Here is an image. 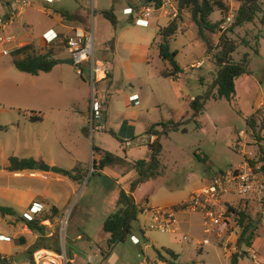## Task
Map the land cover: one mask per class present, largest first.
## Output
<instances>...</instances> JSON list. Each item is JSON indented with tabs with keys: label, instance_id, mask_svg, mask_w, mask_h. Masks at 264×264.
<instances>
[{
	"label": "rangeland",
	"instance_id": "rangeland-1",
	"mask_svg": "<svg viewBox=\"0 0 264 264\" xmlns=\"http://www.w3.org/2000/svg\"><path fill=\"white\" fill-rule=\"evenodd\" d=\"M212 1L218 3V6L211 22L220 25L215 31H204L207 40L200 36L199 27L193 21L191 12L186 9L181 13L185 25L176 37L171 39V49L178 51L177 61L181 67L189 68L182 72L180 80L176 79L175 83L157 74V68L161 67V59H156L151 65L148 64L158 50L157 46L151 47L158 28L168 25L170 21L171 17H165L169 8L158 9L150 13V19L143 21L138 20L140 17H137V12L132 14L133 17L127 12L129 5L142 7L139 0H59L54 3L31 0L33 6L25 11L24 18L16 19L18 26L11 25L9 30L0 28V38L12 34L20 40L30 34L40 39L51 27L59 28V24L53 19L66 22L63 19V12H68L74 20V25L83 27L93 37L94 60L97 62L99 59L114 60L116 63L114 84L107 77L93 79L91 58L82 65L84 75L78 76L90 85V94L89 107L81 112H75L73 105L65 108L69 97L76 101V107L79 106V98L74 91L80 90L81 81L75 79V72L72 69L69 70L71 75L69 79L75 80L71 83L68 80L62 83L55 76L50 80L42 77L32 81L28 78L25 89H33L34 95L31 98L25 97L24 106L16 104L17 91H20L17 87V74L28 75L27 73L13 67L7 72L5 82L0 84V107H6L18 115L31 109L42 112L41 122L32 124L25 120V124L20 128H11V120L7 122L6 119H0V128L5 131L1 137L4 143L21 137L28 142L27 148L33 149L34 146L37 149L41 148L42 151L45 150L47 156L62 160L63 163L60 164L67 167L71 163L68 144L74 143L81 153H84L85 141L89 142V149L86 151L89 160L78 164V173L83 174L85 171L84 175L87 177L81 180L67 206L68 210L62 205L64 207L62 215L53 210L43 211L39 215L51 216L48 218L51 226L48 225L47 228L56 232L54 235L58 238L59 248L61 246L59 234L61 227L64 228L62 234L65 247L75 254L78 264H141L144 259L154 264L160 260L157 249L164 248L177 251L179 257L175 264H231L234 254L240 255L238 264H264V198L259 202L255 198L241 199L236 194V198L240 200L234 203L233 208L245 212L254 221L252 229L255 232V239L251 247L246 243H239L243 225L240 224L237 213L231 218V226L224 237L215 239L211 236L210 243L199 246L196 239L207 237L203 232L201 215L193 214L191 229L187 227L184 230L183 235L190 238L188 240L183 236L180 239L171 233L150 228L151 213L140 212L126 241L117 244L110 254L104 256L108 249L107 234L103 230L104 221L120 208L121 191H128L130 194L132 182L138 177L131 160H150L152 153L148 144L135 143L127 150L130 161L125 160L124 163L111 165L114 170H124L123 174L121 171L116 173L110 169L92 175L95 160L98 159L91 158V146L102 142L104 146L115 151L114 147L117 145V141L110 137L109 132L104 134V139L98 138L95 128L98 114L108 112L112 122H118L124 111L131 107L127 103L128 95L142 88L143 91L140 93L142 104L134 107L140 113L137 131L139 137H142L147 134L149 122L154 123L161 119L178 121L183 112L191 106L188 98L206 96L205 108L198 117L203 125L201 128H197L194 120L187 121L189 116H185L183 120L178 121L183 123L179 130H170L167 135L160 134L159 140L163 146L160 172L137 186L133 196L138 207L146 205L147 208L154 209L179 205L197 189L193 182L204 175L208 167L225 170L244 159V153L236 149L239 132L243 130L250 133L246 124L247 118L257 114L258 108L264 109V0H256L257 11L254 19L252 21L243 19L241 24H236L237 16L239 9L247 0ZM219 3L223 6H219ZM112 6L116 8L119 16L116 30L102 13ZM3 8L0 4L1 15L5 13ZM231 10L236 12V17L231 25H226V29H223L222 24ZM19 22L23 23L20 27ZM222 35L236 46L231 56L234 61H240L246 53L249 54L250 72L237 80V95L233 100L226 98L215 100L212 96L207 99L210 93L217 92L215 80L220 69L217 55L222 56L224 44L220 39ZM114 36L120 41L118 57H115V54L109 55L106 46L107 41ZM64 45L65 42L54 46L52 49L54 55L61 53ZM1 49L0 43V51ZM9 58H15L11 50L10 54L4 57ZM125 59L131 60V66ZM2 61L0 58V62ZM194 61H202V64L192 68ZM78 68L76 66V71ZM54 109L58 110L59 114L55 115ZM84 120L88 122L86 125H82ZM112 128L116 129L115 126ZM183 129L187 131L184 132ZM162 130L160 127V131ZM256 141L253 143L254 153L247 155L246 160L258 157V144H264V140L257 138ZM205 156L207 163L200 160V157ZM24 185L26 187L27 184ZM59 187L61 192L67 195V186L61 184ZM16 222H19L18 218L17 221L11 219L9 227L15 229L12 235L15 239L23 238L26 241L23 247L25 249L14 252L9 258L13 261L12 264H31L30 251L35 244L31 241L35 240L38 233L28 234V241L22 230L17 228ZM21 226L26 229L24 225Z\"/></svg>",
	"mask_w": 264,
	"mask_h": 264
},
{
	"label": "crops",
	"instance_id": "crops-1",
	"mask_svg": "<svg viewBox=\"0 0 264 264\" xmlns=\"http://www.w3.org/2000/svg\"><path fill=\"white\" fill-rule=\"evenodd\" d=\"M57 1H59V0H57ZM139 1L142 3L141 0H139ZM169 1L175 7L178 8V17L177 18H179V20H180L179 29H178V32H179V31H181L182 27L185 25V21L182 20V18L180 17L181 13L179 10V0H176V1L175 0H169ZM47 3H49V2H47ZM0 4H2V6L4 7L3 8L5 10L4 15H6L8 13V9L5 5V2L0 1ZM128 7H132V6L129 5ZM136 7H138V6H136ZM115 14L118 18V23H119V16H118L116 8H115ZM213 14L211 15L210 19L212 18ZM24 16H25V12L21 16H19V18H17V19H23ZM131 17H133V15ZM150 17L151 16L149 15L146 18L145 17H142V18L150 19ZM165 17H168V16L165 15ZM63 19H65L66 22H63V20H61V19L60 20L53 19V20H56L55 21L56 24H59V28L57 29V28L51 27L50 29H48L50 31L45 32V33L52 32V33L56 34V39L51 43H48V41L46 39L47 36L45 33H44L45 36H42L40 39H37L30 34H27L25 38H22L19 40L16 37V35H14L16 38V41L14 43H10V44L6 45V47L9 48L13 52L16 48H19V47H22V46H25L27 44L32 43L35 45V52L47 53L49 51V49H51V48L53 49L54 46H58V44H62L63 42H65L66 37L68 36V34H70L72 32V29H74L76 27H81V26H75L74 25V20L70 17L69 13H68V17L64 16ZM173 19H175V18H170L169 23ZM16 23H17V21L15 20L12 24H10L8 26L7 29H4V30H9V27L11 25H17L18 26V24H16ZM22 24H23L22 22H19V27L22 26ZM17 26H15V27H17ZM166 26H164V27H166ZM117 28L118 27H114V30H116ZM160 28H162V27H159L158 31ZM178 32L176 33V35L178 34ZM176 35H174L171 39L175 38ZM113 39H114V47H113V49H111L110 42ZM160 41H161V37L158 36V32H157V36L154 39V42H153L151 47L157 46L158 50H157L156 55L152 56L151 60L148 61V64L151 65L155 62L156 59H161L160 60V61H162L161 67L159 66L157 68V74L163 78H169L172 80L173 83H175L176 79L180 80L179 79L180 75L182 74L183 71L187 70L189 68V66L185 67L184 69L181 67V65L177 61V58H178V51H177L176 61L180 65V67L183 69V71L181 73H179L178 76H176V77H164V76H162V72L164 70H171L172 66L170 65V63L168 61H165L160 57V50H159ZM119 43H120V41L119 40L117 41L115 36L112 39H110L109 41H107L106 46L109 49L108 50L109 55L115 54L114 56L118 57V51H119L118 49H119V45H120ZM1 46H2L1 51H2L4 49V47L2 44H1ZM170 47H171V41H170ZM172 51H176V50H172ZM7 56L8 55H3L0 57L1 59H3V61L0 62V84L5 82V80L7 78V72L12 70L13 67H16L14 64V58L4 59V57H7ZM54 57L58 58L59 62L53 68V70L50 72H41L38 75H33L31 73H27L28 75L17 74V79H18L17 80V83H18L17 87L20 89V91H17L16 104H19V106H24L23 101H24L25 97L31 98L32 95H34L33 89L32 90L25 89L26 82H27L26 80L28 78H31L32 81L41 79L42 77H45V78L50 80V79H52L51 78L52 76H55L62 83H65V81H67V80L70 81L69 77H71V75L69 74V70L72 69L75 72V79H78L77 81H81L80 82V85H81L80 90L74 91V93L77 92V96L79 98V100H78L79 106L76 107V101L69 97L68 101L65 103V108L73 105L74 107H72V108L74 109L75 112L76 111L81 112L82 110H86V108L89 107L88 100H89V94H90V85L85 80H81L79 78V76H78L79 72H78V70L76 71V66L74 64H67V63L60 62L61 59L72 58L70 53L66 50L65 45L63 46V50L61 51V53H59L58 55H54ZM98 61H99V64H104L105 72L102 70L99 71L96 74V77L99 80L103 79L104 77H107L108 79H110V82L112 84H114V77H116V63H114V60L105 61L103 59H99ZM125 62H127L131 66V64H130L131 60L130 59H125ZM199 64L201 65L202 61H198V62L194 61L191 65V67L197 68L199 66ZM24 73H26V72H24ZM101 73H102V75H100ZM42 75H45V76H42ZM79 75H81L80 77H82V75H84V72H83V74H79ZM75 79H73V80H75ZM237 80H236V82H237ZM72 81H70V83ZM73 84H74V82H73ZM110 85L111 84L109 83V86ZM141 91H143L142 88H140L139 91H135V92L128 95L127 103L131 107H128V109L126 111H124L122 118L118 122L113 123L112 120L110 119L108 112H102V113H100L101 115L98 114L99 116H97V120H96L97 124L95 127L96 128V134L98 135V138L104 139L103 136L105 133H108L109 130H114L115 132H117L119 134V137L122 138L123 141H120L119 139H117L116 137H114L113 135L108 133L110 135V137L112 136L113 139L115 141H117V145H116V147H114L115 151H113L111 148L104 146L103 143L100 142L99 144H95V145L91 146L92 147L91 148V158L92 159H93V157H96L98 160H100L102 157L100 152L94 151V149H93L94 146H97V147L101 148L102 150L112 152L113 154H115L121 158H124L125 160L130 161L131 159L128 158V154H127V150L129 147H132L135 143H137V144L138 143L148 144L147 143L148 138H149L148 135L145 134V135H142V137H139V133L137 131L140 113L134 107L138 106L139 104H142V99H141V94H140ZM80 92H81V94H80ZM215 93L217 94V92H214V94L210 93V95L207 96L208 97L207 99H210L212 96L216 100ZM72 94H73V92H72ZM132 95H138V99L131 101L130 97ZM236 95H237V83H236V94H235L234 98L236 97ZM195 98L196 97L193 96V97H190L188 99L191 102ZM260 104H262V103H260ZM17 108L18 107H16V109ZM54 112H55V115L59 114L58 110L54 109ZM41 114H42V112L40 110L31 109V111L26 110L24 114L20 113L18 115V114H14V112L12 110H8L6 107H0V119H6V120H8L7 122H9V120H11L10 121L11 122V124H10L11 128L12 127L13 128H17V127L20 128L23 124H25V122H24L25 120L27 122L32 123V124L39 123L42 121V119L39 121H32L31 116L34 115V116H38L41 118ZM200 115H198L197 117L194 118L193 117L194 116L193 111H192L191 106H190V108L188 110L183 112V114L181 115V117L178 121L183 120V118L185 116H189V119L187 121L194 120V122L197 123V128H201L203 125L200 122V120L198 119V117ZM251 116H255L259 122L264 123V109L258 108L257 114H254ZM162 120L163 119L159 120L158 122H161ZM195 120H197V122ZM166 121L167 120L164 119L163 122H166ZM178 121L176 120L175 122H178ZM158 122H154V123L149 122L147 125V131L152 125L157 124ZM86 123H88V122L86 120H84L82 125H86ZM246 124H247V122H246ZM111 126L112 127L115 126L116 129H113ZM7 129H10V128H7ZM248 129L250 130L249 131L250 133H247L243 130H241L239 132V138H238L237 144H236V149L241 150L244 153L243 161L246 160L247 155L254 153V149H253L254 144L253 143L257 142L256 138L253 135L252 130L249 127H248ZM4 132L5 131H3V129L0 128V206L11 207L14 209V211L17 214L16 215L6 214L4 216L2 214H0V233L2 235V238H0V256L3 258L6 257L7 259H9L11 261V263H13V261L9 258L10 255L16 251L24 250L25 248H23V247L25 246L26 241L23 238L17 240V239H15V237L12 236L13 233L15 232V229L9 227L10 220L13 219L14 221H17V218L19 216H22L23 214L30 212V208L32 206H38L37 207L39 210V212L37 214L38 216L41 214V212L53 210V208H56L58 210V213H57L58 215L59 214L62 215L63 214V208H64L63 206H65L66 209L68 210L67 206L70 204L71 199H72L73 195L76 193L78 186H80L81 180L85 179L87 176L84 175L85 171L83 172V174L76 172L79 175L80 180H75L72 177L65 176V175H62V174L54 171L52 168L53 167H60V168L68 169V170H74V169L78 168L79 163L87 162L89 159L87 157L86 151L89 149V142L87 140L85 141V144H84L85 152L84 153H81L78 146H76L74 143L68 144V150L70 152L69 155L71 157V163H69V165H67V167H64L63 165L60 164L61 162L63 163L62 160L47 156L45 154V150L42 151L41 148L37 149L35 146L33 147V149L27 148L28 142H25L24 139L21 137H15V139L4 143L1 139V137H3L2 133H4ZM242 133H245V134L243 135ZM262 135L264 138V131L262 132ZM157 137H159V139H160L159 135H157ZM39 147H40V145H39ZM258 147H259V144H258ZM13 156L19 157V158H34L35 160H37L40 163V165L45 163V164L49 165L51 169L50 170H42V169H40V165H39V168L36 170H24L21 172L10 171L8 168L10 166V158ZM146 160H148V159H146ZM200 160H202L206 163L208 162L206 156L200 157ZM134 161L135 160H133V161L131 160V162H134ZM240 163L232 164L228 168H230L232 166L239 165ZM257 165L261 166V163H258ZM109 166L110 167H108V166L105 167L104 171L103 170L102 171L107 172V170L111 169V170L115 171L116 173L121 171L123 174V172H124V170L117 171L118 169L114 170L113 168H111V165H109ZM228 168H226V169H228ZM222 170L223 169H212L211 167H208L206 169L205 174L198 177L197 180H195L193 182V186H197V189L195 191L199 190L200 188H202L206 184L210 183V181L214 177V175H216L218 172H220ZM262 174L264 176V173H262ZM43 175H46L48 178H43ZM25 179H27V180H25ZM50 180L52 182L49 183ZM43 183H45V184H43ZM24 184H27L26 187ZM61 184L67 186V191H68L67 195L65 193L61 192V189L59 187ZM195 191H193V193ZM126 192H128V191H126ZM134 194L135 193H133V195ZM227 199L233 205L236 201L240 200L239 198H236L235 194H230L227 197ZM173 206H176V205H173ZM192 215L193 214H186L183 212H180L177 214V218L179 219V222H180L181 231H180V233L175 234L176 237H180V239H181L183 234H184L183 233L184 230L187 227H189L191 229L190 226L193 223V220H192L193 216ZM46 220H43V224H44V222H47V223H45V225L47 227L51 226L50 219H46ZM16 223H17V225H16L17 228H20V230H22V232L26 235V237L28 234H34L35 233L32 230H30L23 222L19 221ZM21 225H24L26 227V229H23ZM3 229L8 230L9 232H7L6 230L3 231ZM55 233L56 232L54 230H48L47 229V236L48 237L53 236ZM107 237H108V234H107ZM213 237L216 239L215 236H213ZM27 239L29 241L28 237H27ZM38 239H39V234H36L35 240L31 241V243L32 244L36 243L38 241ZM258 239H259V237L257 238V240ZM41 248H47V247L43 246ZM249 249H251V248H249ZM174 251L177 253L176 250H174ZM151 264H153V263H151ZM154 264H168V263L164 262L162 260H159V263L156 262Z\"/></svg>",
	"mask_w": 264,
	"mask_h": 264
},
{
	"label": "trees",
	"instance_id": "trees-1",
	"mask_svg": "<svg viewBox=\"0 0 264 264\" xmlns=\"http://www.w3.org/2000/svg\"><path fill=\"white\" fill-rule=\"evenodd\" d=\"M7 1L10 0H0ZM162 6V0H157L156 7L159 9ZM218 3H214L212 0H179V10L182 13L184 10H189L192 15L193 21L199 27V34L204 39L207 40L204 31L211 30L215 31L219 27V23L213 24L211 22V15L217 10ZM219 6L223 4L219 3ZM257 9L256 0H247L245 4L239 9V14L237 16L236 24H241L243 19L252 21L254 19ZM104 16L113 24L114 27L118 24V18L115 14V7L112 6L109 9L102 11ZM65 17H68L67 12H63ZM182 18V15H180ZM180 18V19H181ZM264 22V19H263ZM180 20L179 18L173 19L166 27H162L158 31V36L161 37L159 44L160 57L168 61L172 66L171 70H164L162 76L164 77H176L179 73L183 71L180 65L176 61L177 51H172L170 47L171 38L176 35L179 29ZM221 41H223V52L222 56L217 55L218 64L220 69L218 71V76L215 80V87L217 88L216 98H226L232 100L236 94V80L245 74H249V54L246 53L240 61H234L232 53L236 50V46L233 42L228 41L225 35L221 36ZM111 49L114 47V39L111 40ZM14 55V64L15 66L26 73H31L33 75H38L41 72H50L58 64L59 59L54 57L52 48L49 49L47 53H37L35 52L34 44H27L25 46L16 48L13 51ZM208 98V97H207ZM206 96L196 97L191 101V109L193 115H200L206 104ZM32 121L41 120L38 116H31ZM197 122V120H195ZM247 126L252 130L254 137L257 139H263L262 132L264 131V123L259 122L255 116H251L246 120ZM182 122L167 121V122H158L157 124L152 125L148 131L147 135L160 134L167 135L170 130H179L181 128ZM162 127V131H160ZM184 132L187 129H183ZM109 133L123 141L119 137V134L114 130H109ZM148 146L151 149V159H140L133 162L134 168L138 172V177L135 181L132 182L131 193L126 191H121L120 197V208L110 214L103 224V230L108 237L106 239L107 251L104 253V256L110 254L114 247L122 242H125L128 235L132 231L133 222L138 220L140 212H144L145 207L140 206L135 201L133 196L134 191L137 186L149 180L152 175L159 173V168L161 165V155L163 152V146L159 140V137L154 142H148ZM94 151L100 152L102 155L101 159L96 161L94 164V171L92 175L96 172L100 173L101 170H104L105 167L112 164L124 163L125 159L121 158L112 152L102 150L101 148L94 146ZM253 166H257L258 163H261V167L258 168V171L264 173V144L259 143L258 157L249 159ZM40 163L34 158H19L11 157L9 170L13 172H21L24 170H36L39 168ZM54 171L74 178L75 180H80L78 173V168L74 170H68L60 167H53ZM77 172V173H76ZM233 211L238 214L240 224L243 225V231L239 238V243H246L247 246L251 247L255 239L254 232V221L246 215L245 212L239 211L237 208H233ZM53 211L58 213L56 208H53ZM0 214L6 215H16L17 213L11 207L0 206ZM51 218L48 214L43 217L36 216L32 219L22 215L18 219L20 222H23L30 230L37 232L39 234L38 241L32 247L31 253V264H33V253L36 249L41 247H47L49 249H57L58 247V238L56 235L51 237L47 236V226L43 224V220ZM48 242V243H47ZM24 243V242H23ZM157 254L160 260L167 262L169 264H175V261L178 259L179 255L170 248H164L163 250L157 249ZM245 254H248L245 252ZM239 254H234L232 256L231 264H238ZM7 259L6 257H1L0 260Z\"/></svg>",
	"mask_w": 264,
	"mask_h": 264
},
{
	"label": "built area",
	"instance_id": "built-area-1",
	"mask_svg": "<svg viewBox=\"0 0 264 264\" xmlns=\"http://www.w3.org/2000/svg\"><path fill=\"white\" fill-rule=\"evenodd\" d=\"M49 3H54L57 0H46ZM142 7H129L127 12L133 14L137 12L138 20H145L150 13L158 10L156 7L157 0H141ZM8 9L6 15L0 13V28L7 29L19 16L33 6L31 0H10L9 3L4 1ZM162 8H169L166 16L171 18L178 17V8L175 7L169 0H162ZM145 17V18H142ZM236 17V12L233 10L227 15L226 20L222 24V28L226 29V25H231ZM146 21V20H145ZM48 43L56 39V34L52 32L46 33ZM16 38L12 34H6L0 38V43L4 49L0 52V57L9 55L10 49L6 45L14 43ZM65 48L70 53L78 66L79 74H83L82 65L92 59V77L95 80L96 74L99 71H104V64L94 60V41L90 32L83 27H76L68 34L65 39ZM138 95H132L130 100H137ZM100 101V100H99ZM97 112L99 111L96 107ZM243 135L245 133H242ZM150 142L157 139L156 134L148 135ZM130 144V143H129ZM260 165L253 166L249 160L242 161L239 165L232 166L228 169L218 172L211 179L210 183L206 184L199 190L192 193L189 198L176 206L158 207L154 209L147 208L144 212L151 213L150 228H156L163 232L173 235L180 233V222L177 214L180 212L186 214H199L202 216V227L204 234L207 237L196 239V244L204 246L210 243V237H224L228 228L231 226V218L236 216L233 211V204L227 199L230 194H236L241 199L255 198L259 202L263 200L264 193V176L258 171ZM43 178H48L43 175ZM37 205V204H36ZM38 206H32L30 212L23 214L32 219L37 216ZM61 227L59 234L60 251L49 248H38L33 253V264H78L75 254L68 251L64 244V236ZM184 239L190 240L183 235ZM0 238L2 235L0 233ZM141 264H150L144 259Z\"/></svg>",
	"mask_w": 264,
	"mask_h": 264
},
{
	"label": "water",
	"instance_id": "water-1",
	"mask_svg": "<svg viewBox=\"0 0 264 264\" xmlns=\"http://www.w3.org/2000/svg\"><path fill=\"white\" fill-rule=\"evenodd\" d=\"M60 62L67 63V64H75V61L73 58H64V59H61ZM40 169L50 170L51 168L49 165L44 163V164L40 165ZM0 264H12V263L9 259H2V260H0Z\"/></svg>",
	"mask_w": 264,
	"mask_h": 264
}]
</instances>
